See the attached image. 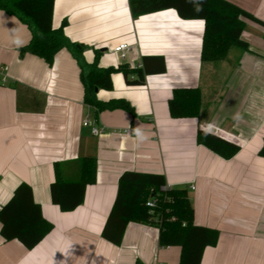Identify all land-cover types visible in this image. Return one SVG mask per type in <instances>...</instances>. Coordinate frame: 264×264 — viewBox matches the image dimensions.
I'll return each mask as SVG.
<instances>
[{
  "label": "crops",
  "instance_id": "obj_1",
  "mask_svg": "<svg viewBox=\"0 0 264 264\" xmlns=\"http://www.w3.org/2000/svg\"><path fill=\"white\" fill-rule=\"evenodd\" d=\"M228 1L264 22V0ZM64 19L65 33L85 46L89 63L135 67L145 56H163L166 71L147 75L144 85H129L123 72H114L113 88L99 89L98 98H124L135 113L97 111L84 101L73 53L61 49L51 65L33 53L21 55L31 30L0 9V208L26 182L54 224L27 248L4 239L0 222V264H179L181 247L160 245L151 223L130 222L120 245L102 236L126 171L162 174L167 184L188 189L195 223L220 233L201 264H264V25L247 19L242 37L249 50L232 46L224 59L204 61L205 20L183 19L173 8L134 17L130 0H56L53 25ZM120 43L129 46L124 60L114 51ZM177 87L201 89L198 118L171 115ZM86 118L103 131L94 135ZM199 129L240 150L221 156L198 142ZM83 156L97 158L96 181L81 205L62 211L52 202L51 183L77 179Z\"/></svg>",
  "mask_w": 264,
  "mask_h": 264
},
{
  "label": "trees",
  "instance_id": "obj_2",
  "mask_svg": "<svg viewBox=\"0 0 264 264\" xmlns=\"http://www.w3.org/2000/svg\"><path fill=\"white\" fill-rule=\"evenodd\" d=\"M56 0H0V9L19 17L32 33L30 42L20 48V54L33 53L48 64L54 62L56 54L68 48L81 68L85 88L84 101L97 111L123 108L135 113L134 108L124 98L102 101L97 96L99 89L113 88L112 74L123 72L129 85H144L147 75L166 71L163 56H145L143 63L131 67H101L98 59L86 61L83 44L78 46L65 33L67 19L60 26L53 25ZM134 17L173 8L183 19L205 20L201 57L204 61L224 59L232 46L249 50V43L242 34L246 20L264 25L252 13L228 0H130ZM160 60L156 66L149 60ZM202 106V91L199 87L174 88L169 99L170 113L175 118H198ZM199 143L225 158L233 157L240 146L216 133L199 129ZM264 156V144L259 150ZM80 176L77 179L58 178L51 183V199L62 211H71L84 202L89 184L96 181L97 158L83 156L80 160ZM166 184L164 175L138 171L124 172L118 183V191L113 207L107 218L102 236L120 245L130 222L151 223L159 229L162 246H180L179 264H201L208 246H214L219 239V230L198 225L194 221L195 211L186 187H172L163 191ZM157 198L158 204L150 209L146 202ZM1 234L6 240L18 239L27 248L35 247L54 227L42 211V205L34 198L32 186L23 182L17 186L11 199L0 208ZM139 264H144L139 261Z\"/></svg>",
  "mask_w": 264,
  "mask_h": 264
},
{
  "label": "built area",
  "instance_id": "obj_3",
  "mask_svg": "<svg viewBox=\"0 0 264 264\" xmlns=\"http://www.w3.org/2000/svg\"><path fill=\"white\" fill-rule=\"evenodd\" d=\"M128 49H129V46H128V43H120V44H117L115 47H114V51L117 53V55L120 57V59L124 60L126 57H127V52H128ZM139 66V65H138ZM1 74V72H0ZM7 80L6 76H2V81L5 82ZM84 126H87V127H90L92 133L94 135H98L100 134L102 131H103V128H100L98 125H95L94 123H91V121L86 118L83 122ZM125 132H132V129H126ZM173 186H171L170 184H164L161 189L163 191H166L170 188H172ZM147 206L150 208V209H153L157 206L158 204V199L157 198H151V199H148V201L146 202Z\"/></svg>",
  "mask_w": 264,
  "mask_h": 264
},
{
  "label": "water",
  "instance_id": "obj_4",
  "mask_svg": "<svg viewBox=\"0 0 264 264\" xmlns=\"http://www.w3.org/2000/svg\"><path fill=\"white\" fill-rule=\"evenodd\" d=\"M78 46L80 47V45L78 44Z\"/></svg>",
  "mask_w": 264,
  "mask_h": 264
}]
</instances>
